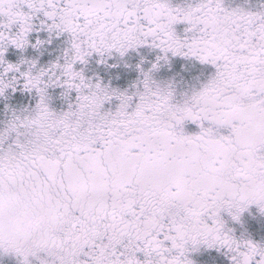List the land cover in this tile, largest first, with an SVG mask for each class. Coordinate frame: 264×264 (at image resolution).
<instances>
[{
  "label": "snow or ice",
  "instance_id": "obj_1",
  "mask_svg": "<svg viewBox=\"0 0 264 264\" xmlns=\"http://www.w3.org/2000/svg\"><path fill=\"white\" fill-rule=\"evenodd\" d=\"M176 58L213 71L185 87ZM0 101V255L264 264L236 227L264 218V10L0 0Z\"/></svg>",
  "mask_w": 264,
  "mask_h": 264
},
{
  "label": "rangeland",
  "instance_id": "obj_2",
  "mask_svg": "<svg viewBox=\"0 0 264 264\" xmlns=\"http://www.w3.org/2000/svg\"><path fill=\"white\" fill-rule=\"evenodd\" d=\"M174 2L179 4H185V3H192L194 2V0H174ZM239 3L246 4V5L243 4L244 6L241 7H244L245 9L250 11L264 10V0H241V2ZM14 58L15 57H13V59ZM185 66L187 67L188 71H184ZM174 71L180 72L181 75L184 77L185 87L188 86L199 87L200 81L206 80L207 77L212 73L213 69L210 66L201 65L198 62H189L180 58H176L174 60ZM197 77H199V80L196 79ZM177 79H179V77H177ZM20 102H21V98L19 96H17L11 101V103H13V105L17 107L20 106ZM6 118L7 115L4 111V102L0 101V122L4 121ZM187 127L189 131L197 130L195 125L189 124ZM250 222L254 225L255 229L264 230V227L263 226L261 227L260 224L257 223V221L250 220ZM236 227L238 234L244 231L250 233L252 230V227L250 226L249 221L248 219H246V217H245L244 226L241 227L237 225ZM259 233L262 234L263 231ZM194 258L199 261V264H220L222 262L227 263L226 259L222 255L216 253L215 251L204 252L202 254L196 255ZM0 264H17V260L15 257L0 255Z\"/></svg>",
  "mask_w": 264,
  "mask_h": 264
},
{
  "label": "flooded vegetation",
  "instance_id": "obj_3",
  "mask_svg": "<svg viewBox=\"0 0 264 264\" xmlns=\"http://www.w3.org/2000/svg\"><path fill=\"white\" fill-rule=\"evenodd\" d=\"M239 2H241V0H224V3H225V6L226 7H228V8H235V7H241V6H244V5H246V4H244V3H239ZM244 4V5H243ZM178 28H179V30L182 32L183 31V28H184V25H180V26H178ZM253 211H255V210H253ZM246 219H248V221H249V224H250V226L252 227V230L253 229H255L254 228V225L250 222V220H254V221H257V223H259L260 224V226L262 227H264V218H260V217H255V218H253V217H251V216H246ZM248 224V223H247ZM251 230V232H250V234L255 238V239H262V238H264V230H257V229H255V230H253L252 231ZM261 231H263V233L261 234V233H259V232H261ZM220 264H227V263H224V262H222V263H220Z\"/></svg>",
  "mask_w": 264,
  "mask_h": 264
}]
</instances>
